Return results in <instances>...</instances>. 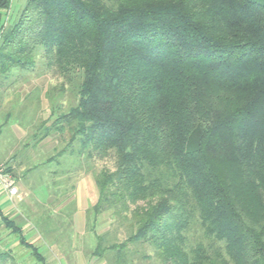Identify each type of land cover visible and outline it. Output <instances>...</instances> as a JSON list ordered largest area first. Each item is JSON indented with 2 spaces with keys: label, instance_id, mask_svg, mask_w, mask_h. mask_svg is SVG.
<instances>
[{
  "label": "trees",
  "instance_id": "1",
  "mask_svg": "<svg viewBox=\"0 0 264 264\" xmlns=\"http://www.w3.org/2000/svg\"><path fill=\"white\" fill-rule=\"evenodd\" d=\"M40 49L82 74L49 132L114 157L94 175L91 209L113 217L94 255L112 234L113 264H264V0H28L0 72Z\"/></svg>",
  "mask_w": 264,
  "mask_h": 264
},
{
  "label": "rangeland",
  "instance_id": "2",
  "mask_svg": "<svg viewBox=\"0 0 264 264\" xmlns=\"http://www.w3.org/2000/svg\"><path fill=\"white\" fill-rule=\"evenodd\" d=\"M27 1L10 0L8 7L0 10V41L3 33L18 20ZM81 78L82 74L75 69H72L66 76L58 75L52 69H48L41 49L36 52L32 66L12 67L9 71L0 72V127L3 129L0 135V148L3 150L15 148L18 154L15 163L0 162L4 163L7 168L10 166L16 177L21 175L22 183L27 191L31 190L25 200L35 201L37 197V200L47 202L50 197H57L60 192L62 194L65 185L76 184L78 178L79 180L84 178L87 187L95 186V190H97L94 182L95 173L102 168L113 169L114 167L113 155L103 158L94 156L91 159H86V155L80 152L82 146L80 135L69 144L71 133L68 130L63 133H52L53 137L47 144H55L53 151L43 153L37 151V148L42 149V147H35L38 135L50 131L53 115L66 112L77 104ZM43 81L45 82V92L43 100H41L42 105H39L38 101L41 97L38 98V96L42 90L37 88V84L40 85ZM13 122L20 125V128L27 133L22 140H16L15 134L10 129L9 126ZM48 145L45 146L46 149ZM62 150H64V154L58 156V152ZM51 155H53V161L46 163L45 159ZM82 170L85 172V177L77 178V173H81ZM52 171L54 174H51ZM13 185L15 184L13 183ZM16 196L13 200L17 198ZM87 212L91 220L96 218L93 225L94 228L98 227L96 233L99 232L98 234L102 235L113 230V217L110 216L109 211H104L96 217L91 208ZM70 227L72 231V225ZM71 231L68 232L69 235L66 233L68 241L63 242V248L70 264H73L79 250L81 249L82 253L86 254V248L89 245L85 236L75 241ZM111 235L107 236L102 243L103 249H107L101 256L103 263L107 261L106 263L113 264V251L109 249V244L113 241L109 238ZM125 236V232L119 231L120 239ZM125 258H128L127 253ZM132 258L135 263L143 262L138 255L133 254ZM8 262L15 264L12 256L10 258L0 257V264H8Z\"/></svg>",
  "mask_w": 264,
  "mask_h": 264
},
{
  "label": "crops",
  "instance_id": "3",
  "mask_svg": "<svg viewBox=\"0 0 264 264\" xmlns=\"http://www.w3.org/2000/svg\"><path fill=\"white\" fill-rule=\"evenodd\" d=\"M44 83L43 81L42 84H37V88L42 90L38 96V98L41 97L38 101L39 105H42L41 100L45 92ZM9 127L15 134L16 140H22L27 134L15 122ZM2 132L3 129L0 127V135ZM52 133L54 132L38 135L35 147H42V149L37 148V151L49 153L54 150L55 144H47L53 137ZM17 155L15 148L8 150L0 148V161L15 163ZM53 155L46 158L45 162H52ZM7 171L9 180L17 186L18 195L15 200H10L7 189L0 179V257L12 256L15 264H70L63 242L68 241L66 233L69 235L72 225L71 233L75 241L85 236L89 245L86 248V254L79 250L73 264H109L106 263L107 261L103 263V259L93 253L98 227L94 228V220L88 217L87 210L95 203L98 193L95 186L87 187L84 178L79 180V176L85 177L84 170L77 173L76 184L65 185L62 194L60 192L57 197H50L47 202L39 201L37 197L35 201L25 200L31 190L27 191L22 183L21 175L16 177L10 166ZM51 174H54V171ZM67 207H69L68 210H66Z\"/></svg>",
  "mask_w": 264,
  "mask_h": 264
},
{
  "label": "built area",
  "instance_id": "4",
  "mask_svg": "<svg viewBox=\"0 0 264 264\" xmlns=\"http://www.w3.org/2000/svg\"><path fill=\"white\" fill-rule=\"evenodd\" d=\"M9 175L7 171V167L4 163L0 162V179L1 183L6 187L7 194L10 200L17 195V188L13 183L9 180Z\"/></svg>",
  "mask_w": 264,
  "mask_h": 264
}]
</instances>
